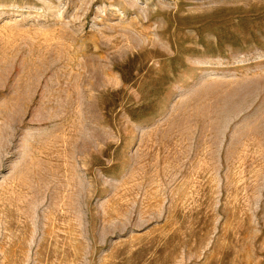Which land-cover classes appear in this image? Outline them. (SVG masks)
<instances>
[{"label":"rangeland","instance_id":"rangeland-1","mask_svg":"<svg viewBox=\"0 0 264 264\" xmlns=\"http://www.w3.org/2000/svg\"><path fill=\"white\" fill-rule=\"evenodd\" d=\"M0 264H264V0H0Z\"/></svg>","mask_w":264,"mask_h":264}]
</instances>
